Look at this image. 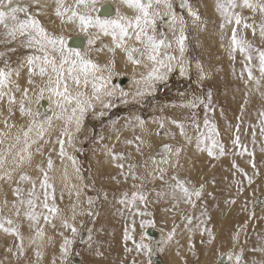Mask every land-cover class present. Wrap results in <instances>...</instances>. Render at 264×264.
Here are the masks:
<instances>
[{"label": "rangeland", "instance_id": "obj_1", "mask_svg": "<svg viewBox=\"0 0 264 264\" xmlns=\"http://www.w3.org/2000/svg\"><path fill=\"white\" fill-rule=\"evenodd\" d=\"M173 2L174 11L181 14L186 21L185 53L188 58L190 76L185 79L179 73V66L175 67L169 81L158 85L154 93L142 98L140 102L125 103L122 101L125 97L124 92L126 96L132 94L131 87L133 86H129L119 95L114 96L117 103L115 101L112 106H101L89 112L85 125L87 133L82 127V130L73 133L74 150L71 156L75 157L77 166L82 170L86 181L83 195L70 196L72 197L70 209L73 211V206L75 209L81 206V212L75 211V219L72 218L71 224L77 229L75 236L72 235L70 229L61 227V221L57 222L56 233L59 239L72 241L71 254L67 257L62 254L60 258L55 257V259L51 257V260H59V262L64 260V264H75L76 260L79 261L78 264H145L146 257L149 255L153 258V262L173 264L172 256L176 254L177 258L182 259L181 264H199L202 253L207 251L205 264H212L220 248L225 249L232 246L233 249L239 250L244 263L253 264V252L257 253L253 244L257 241H264V205H262L264 203V136L260 135L261 117L259 115L264 111V82L258 89L253 82L247 81V73L244 71L245 60L238 51L234 54L235 59L226 57L229 51L227 45L228 38L231 36V26L225 29V38L222 41L219 29L221 18L216 11L217 0H187V3L199 13L201 18L195 25L192 17L188 15L187 6H181L178 0H173ZM208 2L210 3L209 8L207 7ZM235 11L239 12L249 24L256 26L255 34L252 29H242L238 30V35H242L250 42L253 49L264 50V40L259 35V25L264 22V16L248 9L237 8ZM17 17L20 21L28 18L24 14H18ZM34 17L50 35L59 36L56 31L47 27L43 17L36 15ZM5 22L9 27L13 24L10 19ZM203 26L211 27L213 34L210 30L207 32V38L203 37ZM161 27L163 26L157 21V35L162 33ZM92 30L94 29H90L89 32ZM6 32L7 29L0 25V69L13 70L23 55L42 56L35 51H23L22 46L27 44L26 35L11 39L6 36ZM74 32L77 35L84 34L78 29ZM71 35L74 34L66 36ZM96 48L97 45H94L91 49ZM170 50L174 55V48ZM87 55L91 61L101 67L109 66L114 69L120 65L119 56L116 53L107 54L106 60H103L105 59L103 57L100 59L94 56L91 50ZM55 56L58 58V55ZM138 56L141 57L139 54ZM256 57L257 53L253 51V74L259 77ZM198 62H200L199 69L204 70L202 79L198 77L197 70L194 68ZM44 67L47 71L46 76H49V68ZM242 72L244 73L243 78H241ZM209 93H211V105L207 112L203 104L194 109L182 107L196 97L207 103ZM29 101L32 104L34 97H30ZM11 110L13 114L16 107H12ZM159 111L162 113L160 118ZM206 116L210 124L216 126L218 137L223 135L222 129H229V139L234 134L239 138L248 134L249 139L242 141L240 138L244 147L236 153H229V159H218L219 163L214 168L209 160L208 164L202 167V171L206 172L209 169V173L203 177L200 176L201 178L198 174L202 171L196 172L192 177L188 174L178 175L175 168L170 167L164 174V180L158 179V181L147 183L144 165L146 166L147 154H151L150 150L157 149L166 142L174 147L181 139L180 129L173 121L183 123L187 137L194 139V135L200 133V126L204 124ZM137 117L143 122L148 120L155 126L158 124L156 133L161 139L160 142H163L162 144L155 147L149 139V147H142L139 142L141 137L135 131ZM165 121H170V128H166ZM161 124L164 126L159 127ZM252 124H254L253 128L249 126ZM237 126H239V131H237ZM168 132H170L169 139L165 140L163 137ZM205 132L208 130L206 129ZM254 134L255 142H253ZM127 141L131 143H126ZM109 150L122 154L125 159L113 161L108 154ZM228 162L229 170L224 171ZM116 163H123L124 168L115 167ZM234 163L238 168L233 167ZM130 164L135 165V175L143 179H132V175L128 172ZM238 169H242L247 175H243ZM174 174L184 181L189 189H199L203 185L201 197L193 198L195 207L179 200V193H177V200L172 198L169 185L175 183L171 180ZM249 178H251V183H249ZM228 185L229 190L232 188L239 190L238 192L243 195V200L240 202L241 206L228 219L226 218V221L224 220L226 222L225 232L217 234L218 225L223 217L221 207H225L224 197ZM137 191L145 195L146 202L119 203L125 193L130 199L131 194ZM49 194L50 198L54 196V203H57L58 191L53 192L49 189ZM89 198L93 200L91 206L87 202ZM260 205H262L261 211L257 209ZM56 207L60 214V207L58 205ZM88 212L93 214L88 215ZM140 213H149V215L142 216ZM185 217H190L192 223L188 224ZM148 220L153 221V226L142 227L141 222ZM18 224L14 227L19 230L21 227ZM197 225L200 227L198 228ZM153 227L165 231H172L175 227L172 241L163 251L161 244L154 247L150 254L144 250H137L136 244L142 242L143 233ZM239 227L243 230L241 242L233 243L232 233ZM205 228L211 232L212 237L216 233L217 240L210 239L209 231L202 233V229ZM187 230L195 234L188 239V247H184L179 236L182 231ZM125 233L131 239H126ZM220 236H223L222 240ZM259 238L261 240H258ZM12 239L17 240L15 236ZM19 245L18 241L10 245L3 241L0 246V264L47 263L46 257L28 260L14 256L11 252L18 250ZM182 251L185 252L182 253Z\"/></svg>", "mask_w": 264, "mask_h": 264}, {"label": "snow or ice", "instance_id": "obj_2", "mask_svg": "<svg viewBox=\"0 0 264 264\" xmlns=\"http://www.w3.org/2000/svg\"><path fill=\"white\" fill-rule=\"evenodd\" d=\"M13 0H0V8L7 7L8 11L0 10V25H3L7 29L6 36L15 39L17 33L21 36H27L26 43L29 47L37 46L39 51L43 53L42 56L29 57L28 64L32 65L36 61H40L44 66L50 67L51 75H49L48 86L46 88L40 89V98H43L45 92H48L51 96H55L58 99L56 100V106L61 109V114L53 113V116L56 119H62L65 122V128L61 131L60 136L66 137L67 140L57 138V143L59 145L58 155L63 159L67 157L68 160L72 162L74 170L79 173V168L75 157L67 154L65 150V144L68 146L72 145L73 133L69 130L68 125L75 124L76 130L79 131L81 121L83 119L84 113L88 108L93 107L92 101L97 100L101 101L102 96H112L113 91L109 90L107 85L111 80V68L109 66L101 67L91 61L86 59L85 56L77 51L75 48H69L66 44V38L63 35H50L47 30L41 26L39 20L28 16L27 19L20 21L18 20L17 13L27 12L26 8L21 7H12ZM34 2L39 3V0H34ZM122 2L131 10H133L136 15L134 18H129L127 16L121 15L119 10H116V16L114 18H100L99 15L95 14L98 12L97 4L101 3V0H75V7L68 8L64 6V0H56L57 8L56 15L61 18L62 23L73 24L77 29L84 33L87 37L88 45H93L95 43V37L88 36L90 29L97 30V36L103 34L104 36H111L112 40L115 43L116 48H121L127 53V60L134 66H138L142 63L140 59L134 58L133 53H138L143 57L148 64L144 66L148 68L147 75H142L141 80H137L136 83L140 84L142 81L145 84V87L151 88L155 81L164 80L167 73L173 71L177 66L180 68L181 75L184 74V54L186 51V40L187 36L185 34L186 21L184 17H178L175 12L172 11V4L170 0H122ZM162 6L165 11L162 13L159 10V7ZM187 6L188 15L193 18V24L200 21L199 13L191 7L190 4L185 0L184 5ZM248 9L253 13L259 12L261 16H264V0H217L216 2V11L219 13L221 18V23L219 24V29L221 31V40H224V31L226 28L231 26V36L228 38L229 43L227 45L229 49L230 58L235 59V53L238 51L245 60V69L247 73V81L253 82L256 87L262 85L264 82V50L253 49V46L250 42L243 38L242 35H238V30L242 29H252L253 34H255L256 26L254 24H249L246 19L235 9ZM83 9V10H80ZM110 9L105 8V12H109ZM164 15L169 16L168 25L170 30L173 33L175 43L178 47L179 57L176 55L167 54L168 49L173 47L172 41H170L167 36L163 33L157 35L156 32V22L157 19H162ZM11 20L13 22L12 26L5 22L6 20ZM179 25V27H177ZM259 35L262 40H264V22L259 25ZM134 36L135 41L142 45L141 48H127L126 47V38L131 39ZM111 51V49H110ZM253 51L257 53L258 65L256 69L259 72V77H256L253 72ZM50 53H56L59 57L57 61L56 56L51 55ZM40 67L39 74L44 76L47 74L46 67ZM199 67V65H198ZM30 73L32 69H29ZM107 71L108 76L100 74ZM201 73L203 69L201 68ZM12 75L10 71H5L0 69V98L5 95L3 89H5L9 83V78ZM17 75L19 73L17 72ZM244 73H241V78H243ZM83 77V80H81ZM91 78V79H90ZM203 78V76L201 77ZM71 80L75 83L77 87L83 83L86 87L91 83L92 95L90 97L85 96L83 92H77L75 95H72L69 91V86L67 81ZM29 84L33 82L28 81ZM19 90V89H18ZM28 90L25 89L22 95V99L19 102V112L21 116H30L32 117V123L29 125L27 130L23 131L24 143L23 147L19 150L16 156L13 157V163L15 167L19 168L25 163H30L32 159V153L30 148L33 144L37 143L36 139L29 141L30 134L35 131L38 139H43L45 132L51 128L53 116H46L43 120H37L36 117L40 113L32 112L30 108L26 109L25 101L28 100ZM138 95H143L142 91H138ZM9 104L16 103L15 97L8 96ZM104 106L107 107L108 104L104 101ZM75 105L71 108L70 112L68 105ZM203 104L207 112L209 106L211 105V93L208 94L207 103L199 97L194 98L193 100L188 101L182 107L194 109L199 105ZM11 112V108H9ZM261 117V126H260V135L264 136V111L259 113ZM137 120L140 123V126L143 127V121ZM174 124L180 129V134L185 136L186 139L187 133L185 131V126L183 123L173 121ZM164 125L161 124L160 127ZM204 126L208 129L207 134L200 133L196 137V147L198 151L206 152L209 157L217 158L222 157L226 154L225 146L219 140L216 139L218 131L214 124H210L207 116L204 120ZM198 127V126H197ZM237 131H239V126H237ZM5 134H0L3 136ZM4 141L0 139V144ZM21 137L17 135L15 138V144H20ZM253 142H255V134L253 135ZM126 143H131L127 141ZM203 145V147H202ZM233 145L236 147L243 148L241 145L240 138L237 135L233 140ZM12 147H15L13 145ZM139 150V149H137ZM246 150V149H245ZM39 151V149H38ZM181 149L177 148L173 153L171 146H163V156L164 158L160 161L153 159V164L156 165L154 173H149L152 179H165V169L158 167L159 164H168L170 163L167 158L169 155H175L179 157ZM111 156L113 161H122L125 157L122 154L113 153L109 150L108 153ZM252 155V153H249ZM6 163V158L3 153H0V168H3ZM178 165V161H177ZM115 167L124 168L123 163H116ZM254 166V165H253ZM38 170L42 173V178L40 179L39 187L43 190V200L40 201V196L36 193L35 189L37 187L36 181L32 180L26 174H21L19 180L21 182H30L32 187L27 192V198L24 197V190L20 187L14 189V194L17 197L18 204L21 206H26V211L24 212L25 218L30 222V227L34 228L35 235L32 239V243L36 244L38 240H43L44 230L40 226L41 218L45 224H51L52 219L57 217L59 214V209L54 203V196L51 197L53 203H49L50 194L49 189H52L54 192V187L50 183V177L48 172L53 168V161L49 157L47 161V169L41 166H37ZM233 167H237L235 163ZM135 165H128V172L132 175V179H143L138 177L134 172ZM243 175L242 169H238ZM158 173V174H157ZM11 179V173L5 172L3 175H0V179ZM65 178H67V173L65 172ZM79 178V177H78ZM171 180L175 181L174 184H170L171 195L174 200H177V193H179V200H182L184 203L192 205L195 207L193 198L199 199L202 195L203 185L199 189H189L186 186V183L179 179L177 176H172ZM249 183H251V178H249ZM135 187V186H134ZM77 197L80 193L77 191ZM159 195V193L157 194ZM179 200L177 202H179ZM38 201H40L39 206L44 210L41 213L36 212L38 206ZM137 201L144 203L146 202V197L143 193L137 191L131 194L129 199L128 194H124V198L119 201L121 204H135ZM88 204L91 206L93 204L92 198L88 199ZM235 203V201H231ZM16 207V205H13ZM175 206V205H174ZM73 219H75V206H73ZM83 214V213H81ZM92 212H88V215H92ZM16 215L19 216V208H17ZM142 216L149 215V213H140ZM188 224L192 223L190 217H185ZM8 225V226H5ZM13 221L7 219L4 222H0V230L6 234L15 236L18 240L21 241L19 248L21 253H23V237L21 236L17 227L12 226ZM55 227V225H52ZM142 227L153 226V221H142ZM61 227L70 229L73 236L77 234V229L75 226L70 224L67 220H61ZM199 228L200 225H197ZM203 231H209L208 229H202ZM175 233V227L171 232L168 233L165 241H172ZM210 239H214L211 236L209 231ZM126 239H131L127 233H125ZM238 237H234V240ZM91 240V236H89ZM72 243L70 239H65L61 245L60 251L65 256L68 253V246ZM191 246V245H190ZM137 250H144L148 254L151 253V248L149 245L144 244L143 242L136 244ZM11 251V249H9ZM37 258L41 257V253L36 251ZM229 261L233 260V253H228ZM241 256L235 255V264H240Z\"/></svg>", "mask_w": 264, "mask_h": 264}, {"label": "bare ground", "instance_id": "obj_3", "mask_svg": "<svg viewBox=\"0 0 264 264\" xmlns=\"http://www.w3.org/2000/svg\"><path fill=\"white\" fill-rule=\"evenodd\" d=\"M178 1L181 4V6L185 2V0H178ZM170 3L172 4V11L175 12V14L178 17H180L181 14L174 11L173 0H170ZM105 4L111 6V9L113 10V14L108 17H100L102 19L114 18L116 16V10H119L121 15L127 16L129 18H134V16L136 15V13L133 10L129 9L122 2V0H101V3L97 4V8ZM208 4L209 5L207 7L209 8L210 3L208 2ZM11 6L27 9V12H19L17 13V15L24 14L27 17L32 16L33 18H35L34 17L35 15L43 17L47 23V27L50 30L56 31V33H58L59 35H63L66 38V40L70 38H75V37H83L84 39L83 48L81 50L77 49V51L81 52L85 56L86 59H89L87 55L89 50H91L94 56L100 59L105 58L103 60H106L107 54H114V53L118 54L120 65L118 68L117 67L114 69L111 68V73H112L111 80L107 85L108 89L113 91V95L101 97V101L106 102L108 106H112V104L115 101L117 103L118 101L114 99L115 98L114 96L119 95L122 90L127 89L129 86H133L131 87L133 90L131 91L132 94L129 96H126V93L124 92L125 97L122 98L123 99L122 101H124L125 103H128V102L132 103L134 101L136 102V101L141 100L142 98H145L151 95L152 93L155 92L158 85H161L162 83L170 79V76L173 71L167 73L166 78L164 80L155 81L151 88L145 87V84L143 83V81L140 84H137L136 81L141 80L142 75L144 76L147 75L148 68H146L144 65L148 64L149 62L146 61L143 57H139L138 53H133L134 58L136 59L139 58L142 61V63L138 66L132 65L127 60V53L123 49L115 47V43L112 40L111 36H104L103 34H100L97 36L96 35L97 30L95 29L88 33V36L95 37V43L91 46L88 45L87 37L85 36V34H81V35H77V33L75 34L74 31H76L77 27L73 24L62 23L61 18L56 15V8H57L56 0H39V3L34 2V0H13ZM64 6L70 9L74 8L75 0H64ZM0 10L8 11L9 9L5 7V8H0ZM80 10H83V9H80ZM159 10L162 13L165 11V9L162 6L159 7ZM168 20H169V16L167 15H164L162 19H157V21L163 26L161 27V32L165 36H167V38L170 41H172V44H173L172 48H174V52H175L174 55L179 57L178 47L175 43L173 33L169 28ZM177 27H179V25H177ZM210 30H211V33L213 34L211 27L203 26L202 27L203 37L207 38V32H210ZM68 34H74V35L66 36ZM16 37L20 38L21 35L18 33ZM94 45H97V48L91 49ZM141 46L142 45H140L139 43L135 41L134 36L131 39L126 38L127 48H132V47L139 48ZM22 49L25 52L35 51L43 55V53L39 51L37 46L29 47L27 44H24L22 46ZM166 51H167V54L173 55L170 49ZM50 54L53 56L57 55L56 53H50ZM29 57H32V56L31 55H23V57L21 56L20 61L15 66V68L13 70L11 69L8 70L12 73V75L9 78V83L7 87L3 89V91L5 92V95L2 98H0V134H5L3 136H0V139H3L4 141L2 144H0V153H3L6 158V163L4 164L3 168H0V175H3L5 172H9L11 173V177H12L10 180L7 178L0 179V222H4L7 219H11L13 221L12 226L19 223L18 225L19 227H21V229L19 228V230H21L19 232L21 236L23 237V253H21L20 248H18V250L11 252L14 256H17L18 258L24 257L28 260H32V259H37L36 251H39L41 253L40 258L43 259L46 257L47 259L46 264H64V260L60 262L59 260H54L55 257L60 258L63 254L60 251L63 241L59 239L56 233V230H57L56 225H57V222L61 221L62 219L67 220L70 224L72 223V218H73L74 213L70 209V202L72 200V197L70 196H73V195L77 196L76 194L77 191H79L80 193L79 196L84 194V182L86 181V179H85V175L82 173V170L79 167H78L79 173H77L73 168L72 162L68 160L67 157L62 159L58 155L59 145L57 143V138L59 137L61 139H65V141L67 140L66 137L60 136L61 131L65 128L64 120L56 119L53 116V113L61 114V109L56 106V100L58 98L55 96H51L50 98V94L48 92H45L43 95V98H40V89L46 88L48 86L49 76H46V75L41 76L39 74L40 67L44 66L40 61H36L32 65H29L28 64ZM226 57H230L229 51L226 54ZM57 61H59V57L57 58ZM184 61H185L184 63L185 71H184V74L181 76H183L185 79H188L190 76V70H189L188 58L186 56V53L184 54ZM198 65L200 67V62H198L194 68L197 70L198 77L202 79L201 77L203 73H201V69H199ZM30 68L32 69L31 73L29 71ZM48 68H49V73H50L49 75H51V69L50 67ZM17 72L19 73V75H17ZM179 73L181 74L180 68H179ZM100 74L104 75L105 77L108 76L107 71L100 73ZM120 79L126 80L125 85L120 86L118 84V81ZM29 80H31L33 83L29 84L28 83ZM81 80H83V77H81ZM67 83L69 86V91L72 95H75L77 92H83L85 96L87 97H90L92 95L91 83H89L86 87L83 85V83H81V85L77 87L75 83L72 82L71 80H68ZM25 89L28 90V93H27L28 100L25 101L26 109L30 108L32 112L34 113L38 111L40 115H39V119H37L36 117L37 120H43L46 116H53V119H52L51 128H49L45 132L43 139H38L35 131L30 134L29 141H31L32 139L37 140V143L33 144L30 148V152L32 153L31 162L25 163L23 166L17 168L15 167L13 163V157L16 156L19 150L23 147V143H24L23 131L27 130L29 125L32 123V117L21 116L19 112V102L22 99V95ZM138 91H142L144 94L138 95L137 94ZM9 95L15 97L16 103L11 104V105L9 104L8 102ZM30 97H34V101L32 104H30V101H29ZM101 101H97V100L92 101L93 107L88 108V110L84 113L79 130H82L81 127L84 129V131L87 129L85 128V125L87 123L88 114L90 111L95 110V109L97 110L101 106H104V103H102ZM74 106H75L74 104L67 106L69 109V112L71 108ZM12 107H16V111H14L13 114H12L13 110L9 112V108L12 109ZM158 115H159V118L162 117L161 111L158 112ZM170 124H171L170 121H165L166 128H170L171 127ZM156 126L151 121H148V120L143 123V127L140 126L139 121L135 122V131H136V134L141 137L139 142H141L142 147L144 148L149 147V142H148L149 139L152 141L155 147L163 143V142H160L161 139L158 137L159 135L156 133V130H157ZM249 126L253 128L254 124L249 125ZM68 127L72 133L77 131L75 124L68 125ZM203 127H205L204 124L200 126V133H204V131L207 129ZM243 130L245 131V129ZM85 132L87 133V130ZM222 132H223L222 136H219V137L216 136V139L219 140L221 143H223L225 146L226 154L222 157L218 156L217 158H212V157H209L206 152H201L197 150L196 137L200 133L195 134L194 139H189V140H187L185 136H182L180 134L181 139L179 140L178 144H175L174 147L171 146L170 143L167 144L166 142V143H163L161 146H159L157 149L150 150L151 154L149 155L147 154V159H145L146 166L144 165L147 183L158 181V179H152L149 173H154L157 167L156 165L153 164V159H155L156 161H160L161 159L164 158L163 156V146L164 145L171 146L173 153L175 152L177 148L181 149V151H180L179 157L175 155H169L167 158L169 159L170 163L159 164L158 167L164 168L165 172L170 167H173L175 168L178 175L188 174L194 177L196 172L203 170L202 167L204 165H207L209 160L211 161L213 168H214L219 163L220 159H223V158L229 159V153H232V154L236 153L242 148L236 147L233 145V140L236 137V134H234L229 139V129L228 130L222 129ZM86 133L84 134L85 136H86ZM205 134H207V132H205ZM17 135H20L21 137L20 144H15V138ZM169 136H170V132L166 133V135L163 138H165V140H168ZM249 137L250 136L247 134L245 136L242 135V137L240 138L242 141H244V139H249ZM13 145H15V147H12ZM65 150L67 154L71 156V153L73 152L74 148L72 145L68 146L66 143ZM49 157L53 161V168L48 172V175L50 177V183H52V185L55 188L54 190L58 191V195L56 196L57 203H55V205H58L61 211L57 217L52 219L51 224H45L43 219L41 218L40 226L44 230V238L43 240H38L36 244H33L32 239L34 238L35 230L34 228L30 227V222L25 218L24 212L26 211V206H21L18 204L17 197L14 194V189L17 187L22 188L24 190V197L27 198V192L32 187V185L30 182H21L19 180V177L21 174H26L29 177H31L32 180L36 181L37 187L35 191L40 196V201H42L43 200V190L39 187L40 179L42 178V173L38 170L37 166L39 165L47 169V161ZM177 161H178V165H177ZM226 164L228 165L227 167L223 169L224 171L229 170V162ZM205 169H207V167ZM65 172L67 173V178H65ZM208 173H209V169H207L206 172L205 171L199 172L198 177L201 178ZM173 176H176V174H174ZM238 191L239 190H235V188H232L229 190V185H228V190L225 192V197H224L225 207H221L223 217L218 225V228L216 231L217 234L221 232H225V228H224L226 224L225 219L226 218L228 219L232 215V213L241 206L240 202L243 200V195L241 192H238ZM40 201L37 202L38 203V206L36 208L37 213H41L44 211L39 206ZM231 201H235V203H231ZM52 202L53 201L50 198L49 203L51 204ZM14 204L16 205V207L13 206ZM262 205H264V203ZM262 205H260L257 208L259 211L262 210ZM17 208H19V216L16 215ZM75 211L78 213L81 212V206H77ZM52 225H55V227H53ZM5 226H8V225H5ZM150 229L155 230L158 233L159 238L157 240H153L152 238L145 235V233H143L144 236L142 238V242L146 245H149L151 250L154 249V247L159 246V244H161L162 245L161 250L163 251L164 248L167 247L169 243V242H163V241H165L168 233L171 231L160 230L156 227H153ZM237 233H240V234H237ZM194 234L195 233H192L191 231H188V230L182 231L180 233L179 239L182 241V244L184 247H188L187 245L188 239H190ZM215 234L213 236L214 237L213 240L216 239ZM242 234H243V230L241 229V227H239L237 230H234L232 233L233 243H236L237 241L238 243H240ZM12 237L13 235L6 234L2 230H0V246L2 245L3 241H6L8 245L13 244V242H16V241H18L19 244L21 243L20 240L18 239L14 240L12 239ZM234 237H238V239L234 240ZM222 238L223 236H220V240H222ZM258 240H261V239L259 238ZM253 246L255 247V251L257 252V253L253 252V264H264V241H257L256 243L253 244ZM232 249H233L232 246L229 248H225V249L220 248L212 264H235V255L237 254L239 255V250L237 249L232 250ZM177 251L178 250H176V252ZM184 252L185 251H182V253ZM229 252L233 253L232 261H229L228 259ZM206 253L207 251L202 253V258L199 264H205L207 262ZM70 254H71V247L69 245L68 253L66 257ZM51 257H54V259L51 260L50 259ZM151 259H152L151 256L148 255L146 257L145 264H150ZM172 263L181 264L182 259L177 258L176 254H174L172 256ZM240 264H249V263H244L243 258H241Z\"/></svg>", "mask_w": 264, "mask_h": 264}, {"label": "water", "instance_id": "obj_4", "mask_svg": "<svg viewBox=\"0 0 264 264\" xmlns=\"http://www.w3.org/2000/svg\"><path fill=\"white\" fill-rule=\"evenodd\" d=\"M105 8L110 9V11L109 12H105ZM97 9H98V12L96 14L99 15L100 17H108V16H111L113 14V10L111 9V6L107 5V4L101 6V7L97 8ZM83 40H84L83 37L70 38V39L66 40V44H67V47H69V48H75L76 50L77 49L81 50L83 48V42H84ZM125 83H126L125 79H120L118 81V84L120 86L125 85ZM145 235H147L148 237L152 238L153 240H157L159 238L158 233L155 230H152V229L147 230L145 232ZM78 263L79 262L76 260L75 264H78ZM150 264H159V263H158V261L153 262V258H152Z\"/></svg>", "mask_w": 264, "mask_h": 264}]
</instances>
